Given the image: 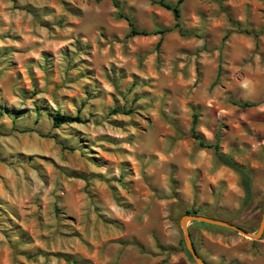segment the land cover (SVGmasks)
Masks as SVG:
<instances>
[{
    "label": "rangeland",
    "instance_id": "374dc122",
    "mask_svg": "<svg viewBox=\"0 0 264 264\" xmlns=\"http://www.w3.org/2000/svg\"><path fill=\"white\" fill-rule=\"evenodd\" d=\"M156 1L0 0V264H198L191 209L257 232L264 2L184 0L179 33ZM126 17L149 35L127 37ZM193 128L251 174L246 210ZM201 224L208 264H264V232Z\"/></svg>",
    "mask_w": 264,
    "mask_h": 264
},
{
    "label": "trees",
    "instance_id": "16d2710c",
    "mask_svg": "<svg viewBox=\"0 0 264 264\" xmlns=\"http://www.w3.org/2000/svg\"><path fill=\"white\" fill-rule=\"evenodd\" d=\"M183 1L184 0H176L175 3H169L166 0H157L156 1V3L160 7H162L164 9H166L167 11L171 12V14L173 16V19H174V22H175L173 27L175 29H177L179 33H181L182 29H183V25H182V22H181V10H180V6H181ZM262 1L264 2V0H262ZM119 17L124 18V16H121V14H119ZM125 19L127 20L128 25H129V32H128L127 37H134V36H140V35L141 36L149 35V32L139 30L136 27V25H135V23H134V21L132 19H130L128 17H126ZM170 30H171L170 28L163 29V30H155L154 32H152V34L163 36L166 33H168ZM159 45H160V42H158L157 46H159ZM239 106L242 107V108H248V107H251L252 104L243 103V104H241ZM124 113H129V112H124ZM52 121H53L54 127H59L63 123L78 122L79 121V117H72V116L62 115L60 113H56L53 116ZM190 136H191L192 139L195 140V142L197 143V145L200 148L212 150L215 159L221 165H224V166L232 169L239 176V185H240V188L243 191V199L240 202L239 210H241V211L246 210L250 206V204H251V202L253 200V196H254L251 174L245 168L239 166L236 162H234V160L231 158V156L223 154L222 152H220L219 146H218L217 143L204 141L194 131V128L191 130V135ZM201 211L202 210H199V209H191V210L185 211V214L206 216L204 213H200ZM208 217L219 219V218L213 217V216H208ZM228 222H230V221H228ZM199 224H201V223H199ZM201 225H204L206 227H211L210 225H206V224H201ZM187 254H188V252H187ZM188 256L190 257L189 254H188ZM155 264H165V261H161V262H158V263H155Z\"/></svg>",
    "mask_w": 264,
    "mask_h": 264
},
{
    "label": "water",
    "instance_id": "95a60500",
    "mask_svg": "<svg viewBox=\"0 0 264 264\" xmlns=\"http://www.w3.org/2000/svg\"><path fill=\"white\" fill-rule=\"evenodd\" d=\"M191 222H198V223H202V224H207V225H211V226H215V227L228 229V230H231V231H233L237 234H240L246 238H249L253 241H256V240H259L262 238V235L264 232V209H263V212L261 215L258 230L255 234H251V233L247 232L246 230H244L243 228H241L240 226L235 225V224L228 222L226 220H220V219H215V218H211L208 216H201V215H190V214L183 215L179 221V224H180V227L182 229L183 240H184V245H185L186 251L188 252L190 257L192 258V260H194L196 263L208 264L205 260H203L200 257V255L198 254V252H197V250L193 244L191 234H190L189 229H188V224Z\"/></svg>",
    "mask_w": 264,
    "mask_h": 264
}]
</instances>
